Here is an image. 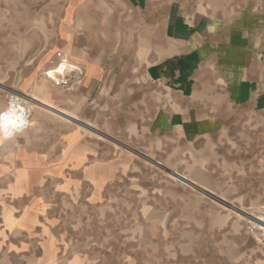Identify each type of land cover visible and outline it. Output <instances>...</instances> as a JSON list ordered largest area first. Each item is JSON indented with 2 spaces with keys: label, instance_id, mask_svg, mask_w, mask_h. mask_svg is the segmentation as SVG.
<instances>
[{
  "label": "crops",
  "instance_id": "crops-1",
  "mask_svg": "<svg viewBox=\"0 0 264 264\" xmlns=\"http://www.w3.org/2000/svg\"><path fill=\"white\" fill-rule=\"evenodd\" d=\"M8 19L25 20L11 30L28 29L25 59L15 49L9 58L16 73L24 68L22 89L38 83L39 100L69 119L38 108L32 127L11 138L0 130L1 254L11 264H130L124 237L118 251L113 237L128 218L103 223L112 229L105 251L86 249L81 239L63 243L46 184L59 180L64 196L85 192L94 207L123 172L120 153L98 129L142 132L139 146L151 145L154 155L164 147L171 157L183 153L178 141L187 148L222 131L235 108H264V0H0V30ZM3 51L0 33V61ZM57 52L81 70L70 90L39 79ZM130 155L137 156L124 153L126 173L139 180L143 171Z\"/></svg>",
  "mask_w": 264,
  "mask_h": 264
},
{
  "label": "rangeland",
  "instance_id": "rangeland-1",
  "mask_svg": "<svg viewBox=\"0 0 264 264\" xmlns=\"http://www.w3.org/2000/svg\"><path fill=\"white\" fill-rule=\"evenodd\" d=\"M21 21L25 23L24 19L1 21V138L14 137L26 122L32 127V113L38 108L69 119L55 111V105L39 100L33 92L43 91L38 83L31 91L22 89L24 68L19 65L16 73L9 63L11 49L17 51L18 61L25 59L21 49L26 46L28 29L15 32L9 27ZM40 73L39 79L44 77L62 91L72 89L81 76L79 66L62 52L55 53ZM12 92L26 96L31 108L27 103L9 105ZM27 108L31 113L26 121L21 114ZM115 128L113 135L98 129V136L110 139L120 153L116 168L123 171L122 177L109 185L107 196H98L94 207L88 205L85 192L64 196L56 190L59 180L46 184L49 218L57 220L56 230L63 243L81 239L82 247L89 249L93 244L96 251H105L104 237L107 232L111 235L112 229L103 223L128 218L130 226L114 227L113 237L118 236L115 241L119 242L115 251L121 249L124 237L130 264H264V238H260L264 235L252 230V225L264 229V108L256 112L235 108L222 131L211 130L187 148L185 140L178 141L183 153L171 157L164 147L154 155L151 145L149 150L139 146L142 132ZM131 151L137 156L130 157L139 162L133 169L144 174L139 180L126 173L130 158L123 155ZM0 199L4 203V197ZM1 252H5L4 239L0 240V264H11Z\"/></svg>",
  "mask_w": 264,
  "mask_h": 264
},
{
  "label": "built area",
  "instance_id": "built-area-1",
  "mask_svg": "<svg viewBox=\"0 0 264 264\" xmlns=\"http://www.w3.org/2000/svg\"><path fill=\"white\" fill-rule=\"evenodd\" d=\"M61 64H62V62H60V65ZM9 99H10L9 103L12 104V105H16V104H20V103L25 105L27 103V101H28L26 96L21 95V94L19 95L18 92H12ZM28 105H29L28 108H31L30 107L31 105L30 104H28ZM28 110H29V112L27 114V118H30V113L31 112H30V109H28ZM29 125H30V123L26 122L25 125H24V128H22L21 131H23L24 129L28 128ZM156 163H158V162H156ZM158 164H161V163H158ZM176 174H177V176L183 178V176L181 174H178V173H176ZM252 228H253L252 230H255L258 235H264V229H254L253 225H252ZM260 238H264V237H260Z\"/></svg>",
  "mask_w": 264,
  "mask_h": 264
},
{
  "label": "bare ground",
  "instance_id": "bare-ground-1",
  "mask_svg": "<svg viewBox=\"0 0 264 264\" xmlns=\"http://www.w3.org/2000/svg\"><path fill=\"white\" fill-rule=\"evenodd\" d=\"M20 95V94H19ZM22 103H20V104H16V105H21ZM9 105H12V104H9ZM14 106V105H13ZM28 112H29V110H28V108H27V112L26 113H22L21 114V116H22V118H24V119H26V121L28 120V118H27V114H28ZM25 115V116H24Z\"/></svg>",
  "mask_w": 264,
  "mask_h": 264
}]
</instances>
